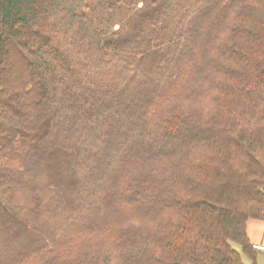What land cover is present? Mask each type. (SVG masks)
Instances as JSON below:
<instances>
[{
    "label": "trees",
    "instance_id": "obj_1",
    "mask_svg": "<svg viewBox=\"0 0 264 264\" xmlns=\"http://www.w3.org/2000/svg\"><path fill=\"white\" fill-rule=\"evenodd\" d=\"M257 219L264 0H0V264H256Z\"/></svg>",
    "mask_w": 264,
    "mask_h": 264
},
{
    "label": "crops",
    "instance_id": "obj_2",
    "mask_svg": "<svg viewBox=\"0 0 264 264\" xmlns=\"http://www.w3.org/2000/svg\"><path fill=\"white\" fill-rule=\"evenodd\" d=\"M247 224V236L248 239H250L252 246L257 244L264 245V220H249ZM244 257L246 256L243 255V260ZM244 264H246V262H244ZM249 264H252L251 260ZM256 264H264L263 253H258Z\"/></svg>",
    "mask_w": 264,
    "mask_h": 264
},
{
    "label": "built area",
    "instance_id": "obj_3",
    "mask_svg": "<svg viewBox=\"0 0 264 264\" xmlns=\"http://www.w3.org/2000/svg\"><path fill=\"white\" fill-rule=\"evenodd\" d=\"M252 248L257 253H263L264 254V245L257 244V245L252 246Z\"/></svg>",
    "mask_w": 264,
    "mask_h": 264
},
{
    "label": "rangeland",
    "instance_id": "obj_4",
    "mask_svg": "<svg viewBox=\"0 0 264 264\" xmlns=\"http://www.w3.org/2000/svg\"><path fill=\"white\" fill-rule=\"evenodd\" d=\"M235 250L239 253L242 254V250L240 248V246L233 244ZM244 262H246V264H249L250 260L247 257H244Z\"/></svg>",
    "mask_w": 264,
    "mask_h": 264
}]
</instances>
